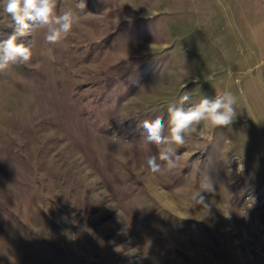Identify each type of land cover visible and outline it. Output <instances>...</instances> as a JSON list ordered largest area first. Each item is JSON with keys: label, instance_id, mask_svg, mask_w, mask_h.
<instances>
[{"label": "rangeland", "instance_id": "rangeland-1", "mask_svg": "<svg viewBox=\"0 0 264 264\" xmlns=\"http://www.w3.org/2000/svg\"><path fill=\"white\" fill-rule=\"evenodd\" d=\"M84 3L55 44L27 21L31 62L0 71V264H264V0ZM224 91L232 123L203 122L153 174L141 122Z\"/></svg>", "mask_w": 264, "mask_h": 264}, {"label": "clouds", "instance_id": "clouds-1", "mask_svg": "<svg viewBox=\"0 0 264 264\" xmlns=\"http://www.w3.org/2000/svg\"><path fill=\"white\" fill-rule=\"evenodd\" d=\"M3 2V11L14 22V31L0 42V71L12 64L26 65L31 62L32 41L27 45L18 42V38L25 36L30 28L27 21L33 22L35 30L45 31L47 43L55 44L67 36L73 25L80 20V13L86 8L84 0H79L76 10L62 9L58 14L57 0H3ZM189 100L190 94L185 93L181 96L180 103L184 104ZM236 103V96L230 91H224L222 94H216L214 98L202 97L198 103H192L187 109L170 106L167 109L169 113L167 124L162 117L154 120L144 119L140 124L146 133L144 141L156 145L159 149L158 155H150L147 158L148 169L153 174L160 175L176 169L182 157L177 155L176 147L184 146L186 137L195 132L203 122L213 127L230 125L236 116ZM214 191L212 181L207 176H202L199 189L191 194L192 203L200 209L207 210L203 219L210 216L212 207L205 193Z\"/></svg>", "mask_w": 264, "mask_h": 264}]
</instances>
